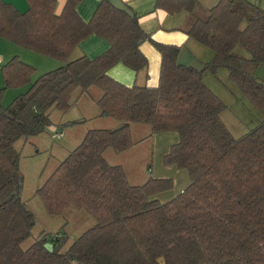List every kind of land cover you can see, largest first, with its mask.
<instances>
[{
  "label": "trees",
  "instance_id": "obj_1",
  "mask_svg": "<svg viewBox=\"0 0 264 264\" xmlns=\"http://www.w3.org/2000/svg\"><path fill=\"white\" fill-rule=\"evenodd\" d=\"M19 11L0 0V37L26 50L61 62L40 74L18 56L1 65L8 89L30 84L7 106H0V264H264V81L255 76L264 63V8L249 0H218L195 18L189 38L210 48L204 69L177 65L183 45L164 44L145 32L131 15L100 0L89 20L76 10L81 0H25ZM198 0H157L173 14L194 13ZM109 47L94 58L71 59L90 35ZM149 41L160 53L156 86H126L107 72L117 63L133 71L148 66L140 45ZM241 45L248 56L235 52ZM225 68L233 82L263 116L235 138L223 122L225 103L204 83L203 74ZM101 90L99 116L121 122L114 128L87 130L82 140L36 189L46 211L61 215L70 206L83 209L96 223L72 240L66 232L43 236L27 248L35 215L21 199L24 176L15 143L50 125L49 110L67 112L76 89ZM146 123L150 133L176 132L162 157L164 165L187 171L189 183L161 202L158 193L173 187L169 177L149 176L131 184L121 164H111L108 148L120 153L134 144L131 124ZM52 244V251L44 247Z\"/></svg>",
  "mask_w": 264,
  "mask_h": 264
},
{
  "label": "rangeland",
  "instance_id": "obj_2",
  "mask_svg": "<svg viewBox=\"0 0 264 264\" xmlns=\"http://www.w3.org/2000/svg\"><path fill=\"white\" fill-rule=\"evenodd\" d=\"M249 1L252 2L253 0ZM202 47L200 49L211 50L206 46ZM23 51L27 56L25 55V59H22V57L20 59L26 63L30 62L29 64L35 68L36 73L34 72L31 76V82L46 70L51 69L53 62L57 63V65L61 64L56 59L29 50L23 49ZM235 52L248 56L241 45L235 47ZM205 56H207V52L202 53L201 58ZM43 59L50 61V63ZM227 76V70L220 67L214 72L206 70L203 75V81L225 103L226 107L221 113V118L233 137L238 138L255 127L263 119V116ZM15 89L5 91L4 98L2 97L3 99L0 100V106L4 107L10 103L14 98ZM18 91L16 90V92ZM100 94L101 90L96 86L91 87L88 95L85 93L84 96L83 94L81 95L80 89H76L71 98L73 105L67 112L51 108L49 110L50 125L46 126L43 132L35 136H23L15 143L16 149L20 152V171L24 176L20 197L35 215V223L31 230V235L22 243L23 248H27L31 243L43 236L51 237L55 233L66 232L68 238L60 249L63 252L74 238L96 223L95 218L87 211L73 206H70L61 215L49 214L36 194V189L50 176L66 154L82 140L87 130L108 128L111 121H117L110 117L99 116L96 100ZM82 109H84L85 119L77 120L76 118L81 115ZM68 120L70 123H67ZM131 125L134 147L120 153L108 148L104 155L111 164H115L117 158L120 157L129 183L142 184L152 174H157L156 172L161 171L165 172L170 167V165H164L161 162L162 155L159 154V148L164 143L169 142L170 137L165 135L159 139L160 136H158L157 140L151 141V138L148 139L146 135L150 129L148 124L132 123ZM56 133H59L58 137H55ZM167 133L172 135L173 140L174 136L177 137L176 132ZM151 149L152 154L150 153ZM151 167L153 170L149 173V168ZM162 168L164 169L162 170ZM180 171H182V174L173 180V187L159 194L158 197L162 200H165L164 197L166 195H177L180 187L183 186L181 184L185 182L188 184L189 176L187 171L183 169H180ZM183 175L185 176L184 183Z\"/></svg>",
  "mask_w": 264,
  "mask_h": 264
},
{
  "label": "crops",
  "instance_id": "obj_3",
  "mask_svg": "<svg viewBox=\"0 0 264 264\" xmlns=\"http://www.w3.org/2000/svg\"><path fill=\"white\" fill-rule=\"evenodd\" d=\"M4 1L12 3L19 11H24L27 8V3L25 0H4ZM65 1L66 0H56V5H55L56 13L61 12L65 4ZM122 1L125 2L135 12V14L137 15L139 19V23L142 29L145 32L149 33L153 40L160 42V43H164V44L183 45L185 48L189 50V52L195 58L197 57L199 61L202 63L209 61L211 57H213V54H214L213 51L211 50L206 51L205 49H200L201 46L203 45L189 38L187 35V30L191 27L196 17L205 16L207 14V11L212 6H214L218 2V0H198V4H197L196 9L194 10V13H190L188 11L182 10L180 12L173 13V14L167 12L166 10L162 8H157L156 7L157 0H122ZM99 3H100V0H81L76 6V10L78 14L80 15V17L83 20L87 21L90 19V17L92 16L94 10L96 9ZM252 3H254L255 5L261 8H264V0H253ZM108 47H109V43L107 42L106 39L93 34L83 39L79 43V45L74 49L71 55V59L80 57L82 55H85L89 58H94L98 56L100 53H102L103 51H105ZM23 49L24 48L19 47L16 44L11 43L0 37V67L2 64L7 62L9 59H11L15 55L18 56L19 58L22 57V59H25L24 57L26 53H24ZM140 49L148 58V66L146 68L140 71H133L132 69L126 67L124 64L117 63L108 70L107 74L111 78L117 80L118 82L126 86H132L134 84H137L140 86H145V85L146 86H156L158 83V78H159V68H160V58H161L160 53L149 41L143 42L140 45ZM204 52H207V56H205L204 58H201L202 53ZM43 60L50 63V61H47L46 59H43ZM27 63H30V62H27ZM56 65L57 63L53 62L51 69H54L60 66L61 64L57 66ZM263 68H264V63H261L255 71V76L261 81H264V69ZM49 70H46V71H49ZM0 85H3L1 70H0ZM29 86L30 84L20 87V88H16L13 94L14 97L20 93L25 92ZM21 88H24L25 90ZM16 90H19V91L16 92ZM85 93H87L88 95V92H81V95L83 94L84 96ZM80 99H82V97H80ZM83 113H84V109L81 110V115L76 119L77 120L85 119V116H84L85 114ZM67 123H70L69 120L67 121ZM120 124L121 122L118 120L111 121L109 123L110 126L108 128L114 129L118 127ZM132 131L133 130H132V125H131V132ZM146 135L148 139L151 138V141L157 140L158 136H160L159 139L162 138L161 136H165V135H168L170 137L169 142L164 143L162 147L159 148V154L162 155L161 157H163V155L168 151L170 145L177 141L176 136H174V140H173L172 135L168 134L167 132L151 134L150 129H149ZM150 153L152 154V149ZM151 159H152V155H151ZM115 164H121L120 157L117 158V162H115ZM163 169L164 168H162V170ZM152 170H153L152 167L149 168V173L152 172ZM156 173L157 174H152V175L153 176L156 175L154 177H169L174 180L175 178L177 179V177H179L182 174V171H180V169H178L177 167L170 165V167L166 169L165 172L161 171V172H156ZM184 181H185V176L183 177V183ZM181 185L183 186L180 187L179 192H181L187 186V182ZM159 194L160 193L156 194L153 197L157 198L161 202H165L175 196V195L169 194V195H166V197H164L165 200H162L160 197H158Z\"/></svg>",
  "mask_w": 264,
  "mask_h": 264
},
{
  "label": "water",
  "instance_id": "obj_4",
  "mask_svg": "<svg viewBox=\"0 0 264 264\" xmlns=\"http://www.w3.org/2000/svg\"><path fill=\"white\" fill-rule=\"evenodd\" d=\"M113 7L116 9L125 12L128 15H131V11L127 7V5L122 0H107ZM177 65L194 68L198 71H202L204 69V64L197 60L187 48L184 46L180 49L178 57H177ZM44 247L49 251H52V244L45 243ZM159 264H165L163 257L158 259Z\"/></svg>",
  "mask_w": 264,
  "mask_h": 264
},
{
  "label": "built area",
  "instance_id": "obj_5",
  "mask_svg": "<svg viewBox=\"0 0 264 264\" xmlns=\"http://www.w3.org/2000/svg\"><path fill=\"white\" fill-rule=\"evenodd\" d=\"M59 136V133H56L55 137H58Z\"/></svg>",
  "mask_w": 264,
  "mask_h": 264
}]
</instances>
